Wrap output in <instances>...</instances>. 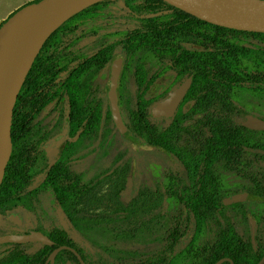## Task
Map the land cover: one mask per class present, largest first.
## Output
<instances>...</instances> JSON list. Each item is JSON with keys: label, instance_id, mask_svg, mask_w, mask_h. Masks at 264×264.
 I'll return each instance as SVG.
<instances>
[{"label": "trees", "instance_id": "trees-1", "mask_svg": "<svg viewBox=\"0 0 264 264\" xmlns=\"http://www.w3.org/2000/svg\"><path fill=\"white\" fill-rule=\"evenodd\" d=\"M112 3L102 1L74 15L46 41L14 109L13 149L32 130L38 115L57 105L66 108V133L83 129L84 135H95L105 121H112L111 111L108 108L103 116L93 109L86 87L81 86L78 97L77 75L107 66L109 52L120 53L128 61L140 51H148L156 64L151 68L142 64L137 69V104L126 120L128 135L140 144L165 152L183 169L190 183L180 192L176 177L171 175L169 185L170 195L176 196L181 210L211 211L217 203L215 165L223 160H235L238 147L250 140L246 131L259 133L242 127L244 108H239V99L242 92L260 97L264 93V33L216 26L163 0H124L136 25L112 34L115 39L110 45L80 63H76L78 57L53 51L62 31L94 22ZM69 71L72 75L63 77ZM167 75L170 77L166 86H162L164 92L148 97L155 79ZM191 76L193 82L186 98L174 117L161 127L160 121L151 115L152 108ZM257 142L258 146L264 144L259 138ZM67 148L56 166L42 177L47 178L45 185L69 212V207L75 208L81 200L85 185L82 174L72 171L69 162L63 160ZM36 157L34 146L13 150L0 187V208L30 193L29 181ZM185 195L193 197L185 198ZM203 218L213 217L197 215V219ZM64 240H69L67 235Z\"/></svg>", "mask_w": 264, "mask_h": 264}, {"label": "rangeland", "instance_id": "rangeland-1", "mask_svg": "<svg viewBox=\"0 0 264 264\" xmlns=\"http://www.w3.org/2000/svg\"><path fill=\"white\" fill-rule=\"evenodd\" d=\"M34 1L0 0V27L18 9ZM111 1L114 3L94 22L80 23L62 31L52 47L53 51L66 57L90 56L110 45L115 39L112 34L133 28L136 23L129 16L124 0ZM112 57L113 53L110 59ZM142 64L151 68L156 61L148 51H140L124 66L119 98L125 121L129 112L136 108V75ZM110 74V67L103 70L94 68L82 80L91 93L88 97L92 108L99 110L103 116L110 109L107 101L109 92L106 90ZM169 77L156 79L148 97L162 94V86H166ZM261 96L264 98V93ZM240 98L261 97L242 92ZM65 109L56 107L47 114L39 115L32 130L13 149L18 151L31 144L38 148L39 153L31 169L34 178L41 177L52 158L58 155L49 150L57 147L59 151L63 146L67 125ZM166 123L167 120H160L161 127ZM67 147L63 160L69 162L72 171L82 174L85 185L84 194L76 207H69L73 220L70 221L64 210L55 204L50 192L43 190H40L36 200L27 193L4 205L1 207L2 214L6 217L14 211H37L38 215L48 218L51 226L59 225L61 230H69L73 240L89 252L101 248L99 252L107 262L141 249L153 252L154 247L164 241L173 218L181 210L176 196L170 195L169 185L171 175L176 177L180 192L190 183L183 169L160 149L138 144L123 136L113 120L105 121L95 135L82 134ZM4 231L0 227V234ZM112 251L118 253L112 254Z\"/></svg>", "mask_w": 264, "mask_h": 264}, {"label": "flooded vegetation", "instance_id": "flooded-vegetation-1", "mask_svg": "<svg viewBox=\"0 0 264 264\" xmlns=\"http://www.w3.org/2000/svg\"><path fill=\"white\" fill-rule=\"evenodd\" d=\"M111 55L112 52H109L108 58L105 61L108 64L107 66H97L94 68L103 70L110 67L112 74L114 59L117 57V60L123 63V75L124 66L127 63L125 57L121 54V56H118L117 53H113V57L110 59ZM84 58L78 56L76 63L82 62ZM88 72L77 75V94L79 98L81 96V86L87 88V85H84L82 80ZM70 75H72V71H69L67 74L65 73L63 77L66 78ZM161 78L160 76L157 77V79ZM121 79L118 86L120 110L119 94ZM108 83L106 90L110 94ZM172 93L173 91L165 99ZM90 94L87 88L86 95ZM109 94L107 95V101L111 111ZM184 99L181 101L179 107ZM239 102V108L241 106L244 108V116L241 121L242 127L259 133H249L246 131L245 133L250 135V140L243 141L242 145L238 147L239 151L235 154V160H223L215 165L216 169L214 173L217 177L215 181H217L218 191L215 195L217 203L214 205V209L208 212L186 209L177 211L173 218V224L167 231L164 241L158 243L154 247L153 252L147 253L144 249H141L126 257L112 258V260L107 262L103 258V254L99 252L101 248H95L96 251L89 252L73 240L69 230H61L59 225L51 226L48 218L38 215L39 212L22 210V213H18L14 211L5 217L0 208V227L5 229L4 233L0 234V237L29 236L33 233H38L50 242L38 240L26 243L0 244V264H264V144L262 146L257 145L258 138L264 143V130H254L243 125L249 116L264 121V98H251L247 100L241 98ZM56 107L65 108L64 105H57L48 112H41L39 115L47 114ZM121 113L123 116L122 111ZM161 119L169 120L166 118ZM161 119L158 120L160 121ZM124 122L126 125L125 119ZM128 132L123 136H128L132 139L128 135ZM65 134L66 137L62 148L59 151L57 147H52L49 150L50 153L56 152L58 155L52 158L46 172H49L56 166L57 162L61 159V153L65 149V146H69L68 144L71 141H76L83 134V129L73 134ZM30 146L36 147L32 144ZM36 149L38 148L36 147ZM38 153L37 150V155ZM46 179L42 176L39 178L32 177L29 181L31 183V191L28 195L33 200H36L40 196V190L48 191L52 195L55 204L63 209L49 186L45 185ZM24 195L27 194H23L18 198ZM240 196H246V198L244 200H236ZM184 197L190 198L193 196L185 195ZM64 212L69 220L72 221L73 215L65 210ZM197 215L213 218L199 220L197 219ZM66 235L69 240H64ZM56 250L58 252L52 262L51 256ZM117 253L112 251V254Z\"/></svg>", "mask_w": 264, "mask_h": 264}, {"label": "water", "instance_id": "water-1", "mask_svg": "<svg viewBox=\"0 0 264 264\" xmlns=\"http://www.w3.org/2000/svg\"><path fill=\"white\" fill-rule=\"evenodd\" d=\"M106 0H38L13 13L0 27V54L8 56L0 67V187L13 153L12 123L14 109L26 78L46 41L74 15ZM207 23L237 31L264 33V0H163ZM123 63L114 59L108 83L111 113L117 129L126 135L118 99ZM192 77L151 110L154 119L172 118L191 88ZM264 130V121L249 116L243 124ZM54 163V162H53ZM240 196L236 200H244ZM41 240L38 233L29 236H2L3 243H26ZM58 250L51 256L53 262Z\"/></svg>", "mask_w": 264, "mask_h": 264}, {"label": "bare ground", "instance_id": "bare-ground-1", "mask_svg": "<svg viewBox=\"0 0 264 264\" xmlns=\"http://www.w3.org/2000/svg\"><path fill=\"white\" fill-rule=\"evenodd\" d=\"M8 56L6 54H0V67L7 61Z\"/></svg>", "mask_w": 264, "mask_h": 264}]
</instances>
